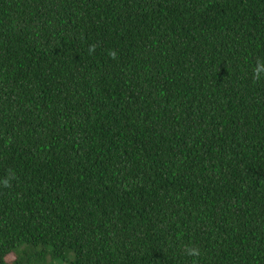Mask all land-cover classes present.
Wrapping results in <instances>:
<instances>
[{"label":"trees","instance_id":"trees-1","mask_svg":"<svg viewBox=\"0 0 264 264\" xmlns=\"http://www.w3.org/2000/svg\"><path fill=\"white\" fill-rule=\"evenodd\" d=\"M258 61L264 0H0V264H264Z\"/></svg>","mask_w":264,"mask_h":264},{"label":"clouds","instance_id":"clouds-1","mask_svg":"<svg viewBox=\"0 0 264 264\" xmlns=\"http://www.w3.org/2000/svg\"><path fill=\"white\" fill-rule=\"evenodd\" d=\"M95 46L92 47L91 51H94ZM109 55L115 59L116 58V53L114 51H111ZM264 72V62L258 61L257 62V67L254 69V80L259 81L261 79V73ZM4 186L7 187L9 186V180L5 179L3 181ZM185 254L190 256V257H198L200 255L199 248L197 246L193 245H188L185 246L184 248Z\"/></svg>","mask_w":264,"mask_h":264},{"label":"rangeland","instance_id":"rangeland-1","mask_svg":"<svg viewBox=\"0 0 264 264\" xmlns=\"http://www.w3.org/2000/svg\"><path fill=\"white\" fill-rule=\"evenodd\" d=\"M9 260H12V258H10Z\"/></svg>","mask_w":264,"mask_h":264}]
</instances>
